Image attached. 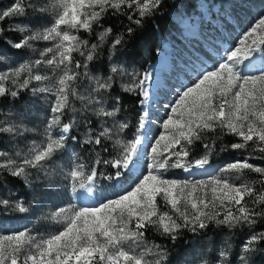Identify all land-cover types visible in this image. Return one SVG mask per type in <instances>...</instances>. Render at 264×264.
I'll return each mask as SVG.
<instances>
[{
    "label": "snow or ice",
    "instance_id": "1",
    "mask_svg": "<svg viewBox=\"0 0 264 264\" xmlns=\"http://www.w3.org/2000/svg\"><path fill=\"white\" fill-rule=\"evenodd\" d=\"M175 5L0 0V264H264V0L162 81L131 49Z\"/></svg>",
    "mask_w": 264,
    "mask_h": 264
},
{
    "label": "rangeland",
    "instance_id": "2",
    "mask_svg": "<svg viewBox=\"0 0 264 264\" xmlns=\"http://www.w3.org/2000/svg\"><path fill=\"white\" fill-rule=\"evenodd\" d=\"M7 2L8 0H4V3ZM219 11V5L210 6L206 1L200 0L198 2L196 12L189 15L183 14L181 17L177 18L182 31L181 40H178L176 43L165 42L162 46V50L159 52L157 61L151 65V69H160L162 81H164L167 77L173 76L171 65L175 61L180 62V66L184 67L183 61H192V54L196 53L197 49L208 51L209 56H212L210 47L214 44L217 46L220 45V42L217 39L218 33L215 31L216 18L219 15ZM192 22H194L195 24H191ZM232 39H234V36L232 37ZM212 59H215V57H212ZM207 62L211 64L212 60H207ZM196 66L199 67V65ZM191 69L192 64L190 63L188 65V76H191L192 74ZM147 70H150V66L147 68ZM181 79L184 83L188 82L187 77H182ZM227 158L228 157L225 155L220 157L219 159L223 161ZM63 191V188H61L60 192ZM66 202V196H58L52 198V203L54 204ZM22 227L23 226H5V228L9 230H14Z\"/></svg>",
    "mask_w": 264,
    "mask_h": 264
},
{
    "label": "trees",
    "instance_id": "3",
    "mask_svg": "<svg viewBox=\"0 0 264 264\" xmlns=\"http://www.w3.org/2000/svg\"><path fill=\"white\" fill-rule=\"evenodd\" d=\"M200 0H168L170 5L176 4L175 8L169 7L165 9L166 14L156 21L158 27H152L151 25L136 39L131 49L133 53V59H135L136 68H140L143 65L144 69L154 64L157 61L159 52L162 50V46L165 42L176 43L182 38L181 26L179 25L177 18L183 14H191L196 12L198 2ZM210 6L219 5L221 0H204ZM23 194V190H21ZM111 194V193H109ZM29 224L28 219H21L18 221L9 220L6 225L12 226H25ZM180 251V250H178ZM183 255L181 251V256ZM179 258V257H178Z\"/></svg>",
    "mask_w": 264,
    "mask_h": 264
},
{
    "label": "bare ground",
    "instance_id": "4",
    "mask_svg": "<svg viewBox=\"0 0 264 264\" xmlns=\"http://www.w3.org/2000/svg\"><path fill=\"white\" fill-rule=\"evenodd\" d=\"M151 66V65H150Z\"/></svg>",
    "mask_w": 264,
    "mask_h": 264
}]
</instances>
